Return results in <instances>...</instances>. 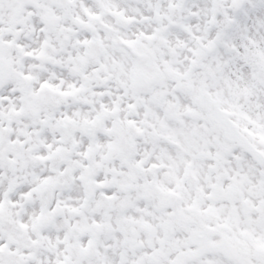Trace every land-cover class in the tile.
<instances>
[{"label": "snow or ice", "instance_id": "snow-or-ice-1", "mask_svg": "<svg viewBox=\"0 0 264 264\" xmlns=\"http://www.w3.org/2000/svg\"><path fill=\"white\" fill-rule=\"evenodd\" d=\"M0 264H264V0H0Z\"/></svg>", "mask_w": 264, "mask_h": 264}]
</instances>
